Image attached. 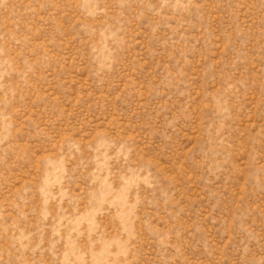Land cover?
<instances>
[{"label": "rangeland", "instance_id": "1", "mask_svg": "<svg viewBox=\"0 0 264 264\" xmlns=\"http://www.w3.org/2000/svg\"><path fill=\"white\" fill-rule=\"evenodd\" d=\"M0 264H264V0H0Z\"/></svg>", "mask_w": 264, "mask_h": 264}]
</instances>
